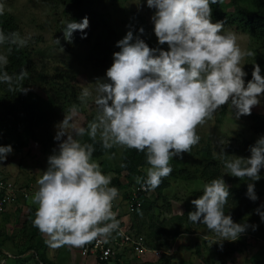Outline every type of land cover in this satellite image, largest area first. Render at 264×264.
Returning <instances> with one entry per match:
<instances>
[{"label":"clouds","instance_id":"9594fccd","mask_svg":"<svg viewBox=\"0 0 264 264\" xmlns=\"http://www.w3.org/2000/svg\"><path fill=\"white\" fill-rule=\"evenodd\" d=\"M222 3L146 0L147 8L154 10L150 22L157 46L150 47L142 38L143 26L126 25L128 30L115 43L119 51L113 52L105 76L96 78L94 89L84 87L77 98L79 105L72 104L63 120L54 125L57 147L47 157L48 166L30 198L36 206L32 225L47 237L45 243L50 248H84L101 239L107 243L113 233L123 234L118 210H114L121 194L112 185L113 174L105 173L93 158L97 143L105 151L120 148L143 153L146 175L137 176L135 183L141 190L154 191L172 174L170 162L183 159L200 143L198 128L214 120L217 112L230 105L238 121L261 106V66L252 64L251 79L246 80L248 73L242 64L256 53L242 49L237 35L225 32L224 21L212 20V6ZM5 11L6 4L0 2V16ZM89 26L86 16L79 22L70 19L62 30L64 41L72 43L76 32L86 39ZM31 39L30 35L0 28V49H4L0 51V84L7 85L9 92L27 95L32 91L24 85L27 69L12 74L7 71L13 50L27 47ZM54 42L61 44L59 37ZM90 100L96 114L81 125L77 118ZM248 150L247 157L231 155L229 159L224 147L214 155L223 161L230 176L250 181L246 197L256 202L255 185L264 169V135ZM13 151L12 145H0V164ZM230 195V185L223 177L212 179L203 185L202 194L190 201L194 210L187 214L189 222L203 224L218 238L212 243L221 251L224 241L235 242L249 228L258 229L256 224L237 223L230 213L225 214ZM254 213L264 222V204Z\"/></svg>","mask_w":264,"mask_h":264},{"label":"rangeland","instance_id":"374dc122","mask_svg":"<svg viewBox=\"0 0 264 264\" xmlns=\"http://www.w3.org/2000/svg\"><path fill=\"white\" fill-rule=\"evenodd\" d=\"M252 1L241 0V4L250 7ZM0 2L6 4L5 12L16 18L20 34L32 37L25 48L32 52L33 66L36 71L43 72L44 76L39 84L31 86L32 90L46 97L52 92L51 86L54 85L55 89L56 87L62 89L60 85L64 84L67 100H71L65 112L55 118L51 127L52 137L55 135L54 125L63 120L64 113H67L69 107L72 104L79 105L77 98L81 90L84 87L94 89L96 78L105 76L106 70L112 64V56L107 53V50L114 48L115 43L123 38L128 30L126 25L134 24L137 29L143 26L145 35L142 38L150 47L157 46L153 25L150 22L154 10L147 8L146 0H125L115 3L110 0H86V6L81 10L74 9V7L69 8L60 0H0ZM230 3L231 0H223L222 4L212 6L213 22H215L213 15L219 10V6L224 10L223 12H233L234 9ZM91 12L106 14L116 36L99 30L94 33L93 37L87 35L86 39H81L82 33H80L79 42H65L62 33L65 23L70 19L79 22ZM89 29L86 30L87 34ZM227 31H232L237 35L242 49L256 53V56L246 57L242 61L245 71L251 74L254 63H258L262 68L264 36H259L254 32L243 33L236 28H225V32ZM57 37L61 40L59 46L54 42ZM252 113L264 115V101L261 106L253 108ZM95 114V105L90 100L88 105L81 109L77 123L86 125ZM197 131L201 136L200 143L193 147L190 153L184 154L183 159L174 158L170 162L173 175L170 178V187L164 190L163 198L157 199L153 191L146 193L147 204L152 203V207L137 214H128L124 218L130 226L135 227L134 232L137 233L138 229L140 234L146 238L151 250L142 258L126 252L124 264H222L223 261L229 264H264V239L262 237L256 238L246 233L235 242L224 241L221 251L217 244L212 243L218 238L205 226H196L187 222L188 212L194 210L190 201L201 195L206 182L201 179L187 180L178 175V170L181 168H187L191 173L203 169L207 163L202 153L204 147H211L213 154H218L224 147L226 154L229 155L228 158L231 159V155H240L232 154L230 145L236 144L238 139L243 138L255 142L258 137L264 135V130L256 133L249 116L241 117L236 121L231 106L227 105L217 112L214 120L208 121ZM0 137L2 138H0V145H12L13 147L14 136L9 133L4 134L0 129ZM56 147V142L52 140L46 153L41 151L38 143L33 142L21 153L13 148V154L0 164V169L3 173L8 170L12 174L7 177L8 179L20 187L31 188L34 193L38 188L37 180L48 166L47 157ZM115 149L116 153L111 159L110 154L94 158L101 164L105 173L113 174V178L117 177V172L121 170L120 165L124 152V149ZM215 157L220 159L218 155ZM146 169L147 167L142 168L145 175ZM222 177L231 187L247 184L246 179L240 181L230 176L226 169ZM122 180L126 181L124 177ZM262 193L260 203L264 204V192ZM226 206L230 208V198ZM35 211L36 206L30 202H19L0 214V264H36L37 252L43 254L52 264H96L93 258L85 259L81 256V248L63 246L52 249L45 243L46 236L39 231L32 236L30 229L25 230L24 226L17 224L20 214L34 219ZM180 211L184 214L181 215ZM32 218L28 220L27 228H30ZM180 218L183 220L180 221ZM255 218L260 220L258 215ZM23 220L24 218L21 221ZM261 223H263L261 220L256 222V224ZM180 228L183 233L176 236L175 233ZM205 236L208 237L207 240L204 239ZM169 252L171 254H168Z\"/></svg>","mask_w":264,"mask_h":264},{"label":"trees","instance_id":"16d2710c","mask_svg":"<svg viewBox=\"0 0 264 264\" xmlns=\"http://www.w3.org/2000/svg\"><path fill=\"white\" fill-rule=\"evenodd\" d=\"M60 1L68 5L69 8L74 7V9L77 10H81L87 4L86 0ZM110 1L115 3L125 0ZM230 4L234 9L233 12H223L224 10H222L219 6V10L213 15L215 22L224 21L225 28H236L243 33L254 32L259 36H264V0H253L250 7L242 5L241 0H231ZM87 17L90 22V29L87 34L88 37H93L94 33L99 30L116 36V32L111 26L106 14L91 12ZM0 28H3L6 32L17 31L20 33L16 18L7 12H5L3 16H0ZM79 38L80 32L74 33L73 42H79ZM115 51H119V49L114 47L110 50V48H108L107 53L112 56ZM21 69H27L29 74L28 78L24 81L25 87L37 85L44 78L42 74L43 72H37L34 68L32 52L27 48L20 50L14 49L12 54L9 56L7 71L12 74L18 73ZM261 69L262 74H264V60L262 62ZM250 79L251 74H248L246 80ZM60 86L62 89H58L57 87L55 89L54 85L51 86L50 89H52V92L48 94V96L44 97L33 90L27 95L18 92H9L7 85L0 84V129L4 134L9 133L11 136H14L15 141L13 142V148L18 153H21L24 149L29 148L32 142L38 143L42 152L46 153L48 151V148L53 140L51 127L54 124V120L61 113L65 112L66 106L71 103V100H67L66 94L64 93L65 88L63 86L65 85L62 84ZM249 117L254 125V131L256 133H261L264 130V115L252 113ZM84 139L87 141V137ZM254 143V141L246 138L238 139L236 144L230 145V152L232 154H239L242 157H247L250 155L248 150L249 146ZM95 147L96 151L93 154V158H99L106 154L111 155V153H116L115 148L109 151L103 150L99 143H97ZM202 153L207 161L202 170H196L195 173H191L187 168H181L178 170V175L186 178L187 180L195 181L201 179L206 183L212 179L222 177L225 169L223 162L220 159H216L215 155L212 153L211 147H204L202 149ZM122 163L126 164L127 167H121V170L117 172V177L112 179V185L117 187L120 192L134 184L137 176H145L142 168L148 167L144 154L138 153L135 150H124ZM262 170L261 180L256 182L255 185V190L259 197L256 202H252L246 197L247 184L240 187H238V185L232 187L230 186V208L228 206L225 207V214L230 213L233 220L237 223L256 224V222L258 223L260 221L255 218L256 214L254 213V209L262 204L260 203V198L263 194L262 192H264V190H261L264 188V171ZM172 175L173 172L169 177L164 178L161 185L153 191L156 193L157 199L163 198L164 190L170 187V178ZM0 176L5 177L1 169ZM123 177L126 179L125 182L122 180ZM240 181H243V179H240ZM249 182L250 181L246 179V183ZM140 195L143 198V205L141 208H138L134 214L152 207V203L147 204L146 196L143 194ZM23 218L24 220L21 221ZM31 218L32 217L27 218V215L25 214H20L17 219V224L24 226L25 230L30 229V233L32 232V236H34L37 234L38 229L33 227L32 223L30 228H27V222L28 220L30 221ZM179 220L182 221L183 218H180ZM187 222L196 226H204L203 224H193L189 222L188 218ZM120 225H123V223H120ZM256 225H258V229L256 231H252L251 228H249L247 234L256 238L262 237L264 239V222ZM131 228L132 230H135L134 226H131ZM180 233H183L181 228L175 233V235L178 236ZM137 234H140L138 229ZM37 255L38 259L36 264H52L43 254H39L37 252ZM222 264L229 263L227 261H223Z\"/></svg>","mask_w":264,"mask_h":264},{"label":"built area","instance_id":"2783aa9c","mask_svg":"<svg viewBox=\"0 0 264 264\" xmlns=\"http://www.w3.org/2000/svg\"><path fill=\"white\" fill-rule=\"evenodd\" d=\"M146 193L148 191L141 190L140 185L136 183L120 192V198L114 202V210H118L117 219L121 224L123 223L120 225L123 234L113 233V237L107 243L102 239L93 241L81 248V256L85 259L93 258L96 264H124L126 252L139 258L151 252L146 238L134 232L124 220L128 214H134L142 207L143 198L140 194L146 195ZM32 194L31 188L20 187L12 180L0 176V214L10 206L27 201Z\"/></svg>","mask_w":264,"mask_h":264},{"label":"crops","instance_id":"0c3cea01","mask_svg":"<svg viewBox=\"0 0 264 264\" xmlns=\"http://www.w3.org/2000/svg\"><path fill=\"white\" fill-rule=\"evenodd\" d=\"M3 172V171H2ZM6 173V174H5ZM5 173H3L5 175V177L8 176H12V174H10V172L8 170L5 171ZM7 175V176H6ZM32 196V195H31ZM31 198V197H30ZM30 198L27 201H21L20 203H25V202H30Z\"/></svg>","mask_w":264,"mask_h":264}]
</instances>
